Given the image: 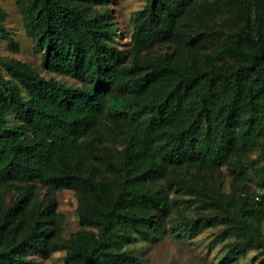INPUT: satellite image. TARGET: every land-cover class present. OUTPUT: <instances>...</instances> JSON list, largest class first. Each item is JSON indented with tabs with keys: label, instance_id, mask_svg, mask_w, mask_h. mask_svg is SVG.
<instances>
[{
	"label": "trees",
	"instance_id": "obj_1",
	"mask_svg": "<svg viewBox=\"0 0 264 264\" xmlns=\"http://www.w3.org/2000/svg\"><path fill=\"white\" fill-rule=\"evenodd\" d=\"M144 1L123 48L108 0H17L78 84L0 55V264H144L132 244L218 228L221 263L264 264V0ZM43 189L75 192L78 231Z\"/></svg>",
	"mask_w": 264,
	"mask_h": 264
},
{
	"label": "rangeland",
	"instance_id": "obj_2",
	"mask_svg": "<svg viewBox=\"0 0 264 264\" xmlns=\"http://www.w3.org/2000/svg\"><path fill=\"white\" fill-rule=\"evenodd\" d=\"M144 0H108L107 8L111 9L112 19L120 27V43L123 48L129 41L132 24L130 18L134 11L143 7ZM0 7L6 13V25L14 34L18 43V50H13L8 41L3 40L0 46V55L2 57L16 58L37 69L47 78H55L66 83H76L71 76H61L48 71L43 65V52L38 49L37 43L33 37L26 31L24 15L17 0H0ZM100 8L99 3L95 4ZM258 151L254 152L253 157H257ZM232 176L225 177V189L231 188ZM247 175L243 174V179L239 181L243 185ZM51 197L54 199L56 211L64 214V235L69 237L80 229L79 217L77 213L78 199L74 191L63 190L50 192L46 189L41 190V198ZM7 202H12L17 198L16 192L5 194ZM167 228V226H166ZM218 229H207L192 238L184 236L177 238L166 232L158 239L147 242H136L130 246L131 250L142 260L144 264H260L257 251H250L245 257H240L231 262L221 263L218 258L225 250V242L218 239ZM264 231V230H263ZM65 252H57L49 257H38L40 264H65Z\"/></svg>",
	"mask_w": 264,
	"mask_h": 264
}]
</instances>
